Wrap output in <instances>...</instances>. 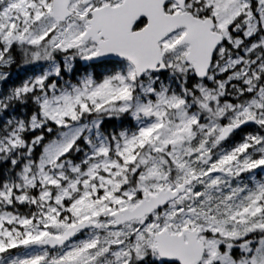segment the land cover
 I'll use <instances>...</instances> for the list:
<instances>
[{
	"label": "snow or ice",
	"instance_id": "obj_1",
	"mask_svg": "<svg viewBox=\"0 0 264 264\" xmlns=\"http://www.w3.org/2000/svg\"><path fill=\"white\" fill-rule=\"evenodd\" d=\"M0 264H264V0H0Z\"/></svg>",
	"mask_w": 264,
	"mask_h": 264
}]
</instances>
